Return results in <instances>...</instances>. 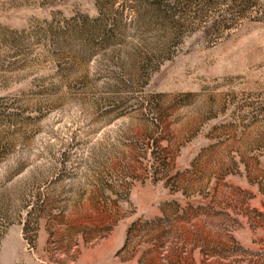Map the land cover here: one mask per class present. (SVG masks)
Returning <instances> with one entry per match:
<instances>
[{
  "label": "rangeland",
  "instance_id": "rangeland-1",
  "mask_svg": "<svg viewBox=\"0 0 264 264\" xmlns=\"http://www.w3.org/2000/svg\"><path fill=\"white\" fill-rule=\"evenodd\" d=\"M0 264H264V0H0Z\"/></svg>",
  "mask_w": 264,
  "mask_h": 264
}]
</instances>
